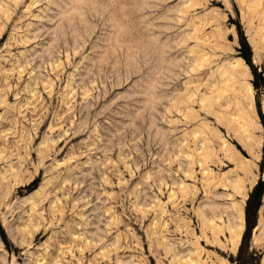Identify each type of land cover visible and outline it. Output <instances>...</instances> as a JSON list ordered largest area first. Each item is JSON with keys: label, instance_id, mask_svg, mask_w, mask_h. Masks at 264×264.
Here are the masks:
<instances>
[{"label": "rangeland", "instance_id": "374dc122", "mask_svg": "<svg viewBox=\"0 0 264 264\" xmlns=\"http://www.w3.org/2000/svg\"><path fill=\"white\" fill-rule=\"evenodd\" d=\"M256 1L0 0V264H264Z\"/></svg>", "mask_w": 264, "mask_h": 264}, {"label": "bare ground", "instance_id": "6f19581e", "mask_svg": "<svg viewBox=\"0 0 264 264\" xmlns=\"http://www.w3.org/2000/svg\"><path fill=\"white\" fill-rule=\"evenodd\" d=\"M255 2H257L256 0H255ZM78 7V6H77ZM205 57V56H204ZM205 59V58H204ZM198 61H203V60H198ZM201 62H199V66H203L204 65V62H203V64H201ZM194 64V63H193ZM239 64H241V62H239V61H237L236 62V65L231 69V70H226V72L225 71H223V74L222 75H224V76H227V75H230L229 77H231V76H233L234 75V77H236V79H237V75H236V73L237 72H235V70H236V68L238 67V65ZM197 65V66H198ZM242 65V64H241ZM243 66V65H242ZM195 68V67H194ZM193 71V70H192ZM238 74H239V72H238ZM224 76H221V77H224ZM233 78V77H232ZM228 79V78H227ZM233 79H235V78H233ZM235 79V80H236ZM224 80V79H223ZM229 80H231L232 81V79L231 78H229ZM225 81L227 82V80L225 79ZM230 81V82H231ZM228 83H229V81H228ZM221 89V88H220ZM251 90V89H250ZM220 92L222 91V90H219ZM223 91H225V90H223ZM249 87H247V97H246V102H245V105H243V107H242V109H241V112L243 113L242 115V117H241V119H242V123H243V125H249L250 124V119H249V116H250V109H252L251 107H252V102H251V96H250V94H249ZM221 94V93H220ZM194 96V95H193ZM220 97L222 96V95H219ZM219 97V98H220ZM244 97V96H243ZM192 98V97H191ZM222 98V97H221ZM205 101V100H204ZM236 101H238V100H236ZM202 103V102H201ZM174 105V104H173ZM214 105V104H213ZM221 105V104H220ZM236 105V104H235ZM239 107V106H238ZM237 108V107H236ZM225 119V118H224ZM240 122V121H239ZM243 129V128H242ZM244 131V130H243ZM245 138H248L249 139V143L247 144L249 147L250 146H252V148H255V149H259L260 147H261V140L260 141H258V139H256L254 136H249L248 134H247V137H245ZM254 146V147H253ZM251 148V147H250ZM203 164V163H202ZM191 175V174H190ZM238 182H240V181H237V183ZM238 184H240V183H238ZM237 184V188L239 189V188H241L239 185ZM235 185H236V183H235ZM234 186V185H233ZM236 187H234V188H236ZM185 188V187H184ZM244 216V215H243ZM236 218L238 219V222L236 223V225L233 227V228H230L229 230L231 231L230 233H231V240H230V243H231V248H232V250L233 251H235V250H237L236 248H237V246H238V244H239V240L241 239L240 237H241V233L243 232L242 231V228H243V218H242V212L241 211H239L238 212V215L236 216ZM243 219V220H242ZM243 221V222H242ZM217 228V227H216ZM221 229V228H220ZM244 230V229H243ZM213 233V232H212ZM222 233V232H221ZM194 262V261H193Z\"/></svg>", "mask_w": 264, "mask_h": 264}, {"label": "trees", "instance_id": "16d2710c", "mask_svg": "<svg viewBox=\"0 0 264 264\" xmlns=\"http://www.w3.org/2000/svg\"><path fill=\"white\" fill-rule=\"evenodd\" d=\"M264 151V148H263ZM264 191V186L259 182L250 193V196L247 199L245 206V221H246V231L244 237L249 235L251 229L255 226V221L252 220L253 216H256V213L260 207L261 195Z\"/></svg>", "mask_w": 264, "mask_h": 264}]
</instances>
